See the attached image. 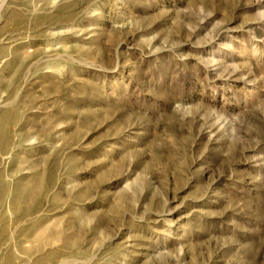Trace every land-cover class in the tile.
<instances>
[{
	"label": "rangeland",
	"instance_id": "rangeland-1",
	"mask_svg": "<svg viewBox=\"0 0 264 264\" xmlns=\"http://www.w3.org/2000/svg\"><path fill=\"white\" fill-rule=\"evenodd\" d=\"M0 264H264V0H0Z\"/></svg>",
	"mask_w": 264,
	"mask_h": 264
}]
</instances>
